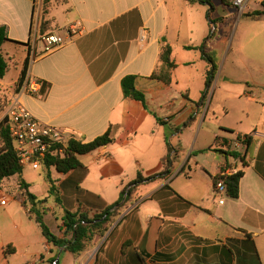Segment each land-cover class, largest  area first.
Wrapping results in <instances>:
<instances>
[{
	"label": "crops",
	"instance_id": "crops-1",
	"mask_svg": "<svg viewBox=\"0 0 264 264\" xmlns=\"http://www.w3.org/2000/svg\"><path fill=\"white\" fill-rule=\"evenodd\" d=\"M210 1V18L224 21L207 47L220 66L206 90L209 64L195 48L211 29L206 3L0 0V26L9 38L2 53L6 45L12 56L20 49L14 62L16 78L11 86L0 82V93L6 89L14 95L8 89L14 87L28 55L26 81L43 85L38 93L21 91L17 96L34 117L83 143L108 129L113 139L77 156L81 166L65 173L54 166L41 164L42 173L23 166L27 191L36 201L47 198L36 207L45 208L43 220L52 233L67 234L65 210L91 216L119 200L121 189L137 173L159 172L167 143L174 157L170 174L139 185L136 200L123 207L107 232L96 235L80 256L47 241L27 214L32 203L19 177L3 179L0 264H264V126L259 129L253 121L254 113H264V83H249L248 75L232 76L237 68L234 57L226 69L229 23L239 13L221 0ZM36 20L39 34L66 37L72 26L77 33L58 49L33 55L30 42ZM165 42L175 65L169 84L151 77L162 67L159 54ZM128 75L134 76L144 103L124 96L121 79ZM237 82L245 86L228 88ZM239 134L251 135L249 146L239 152L244 158L238 166L239 195L226 196L219 204L213 177L227 160L222 142ZM47 173L58 202L49 194Z\"/></svg>",
	"mask_w": 264,
	"mask_h": 264
},
{
	"label": "trees",
	"instance_id": "trees-1",
	"mask_svg": "<svg viewBox=\"0 0 264 264\" xmlns=\"http://www.w3.org/2000/svg\"><path fill=\"white\" fill-rule=\"evenodd\" d=\"M201 3H206L209 5L208 18L211 24V29L208 35L205 37L203 43L195 47L201 52L203 59H205L209 64V70L205 79V87L208 90L213 82V78L216 72L215 62L207 51L208 45L214 40L216 36L217 29L220 23H223L222 19H211L210 13L214 10L213 3L210 0H198ZM222 4H228L227 0H221ZM233 6L231 3H229ZM260 8L254 9L250 12H243L241 17L247 19H257L264 17V0L259 1ZM234 7V6H233ZM9 41L7 36V31L4 26H0V79L4 77L9 69L8 62L2 53V45ZM20 43V42H17ZM21 44V43H20ZM193 48V47H190ZM171 47L168 43H164L161 47L159 60L162 64L161 69L154 71L151 74L152 78L163 81L169 84L171 82V70L174 68V63L171 61ZM29 57L28 55L24 59L22 68L18 75V79L14 85V94L21 91L24 84L28 83L26 81V72L28 69ZM121 88L125 97H131L144 103L143 94L134 87V76L128 75L121 79ZM10 101V100H9ZM244 137L243 144L245 147L249 146L251 142V135H237V139ZM112 137L110 135V129H108L104 134L97 136L89 142H80L75 139H69L67 142V148L65 154L47 155V157L42 162V165L48 169L50 166H54L58 172H67L70 169L81 166L77 156L81 154H86L96 150L97 148L107 145L112 142ZM210 148H208L209 150ZM173 147L167 143V153L161 159L162 168L159 172L144 176L141 173H137L136 177L131 180L126 186L121 189L119 200L116 202L105 206L103 209L96 210L91 216L84 212L72 213L69 210L64 211L63 225L67 227L68 237H58L52 233L49 227L43 220V213L45 208L36 207L37 204H43L47 202V198L40 199L36 201V197L27 191L28 184L21 177L23 166L19 161V156L16 153L14 141L9 133V119L7 116L0 118V182L13 175L19 177V186L23 189L27 200L32 203V207L27 210V214L32 217L41 228L42 234L45 236L47 241L56 246L64 247L66 250L71 252L74 256H80L91 244L93 238L98 236H103L114 219L120 214L121 209L127 204H132L135 200V192L139 185L153 181L158 178H164L170 174V166L173 160ZM225 154L228 151L224 152ZM236 155V152H231ZM241 159L244 161L243 156ZM47 180L50 184L49 194L55 195V201L58 202V197L56 195V187L53 185V181L47 173ZM224 177V183L226 187V196L231 198H237L239 195V180L242 177V172H238L234 175L222 176L217 173L213 177V182L216 179ZM26 208V206H25Z\"/></svg>",
	"mask_w": 264,
	"mask_h": 264
},
{
	"label": "built area",
	"instance_id": "built-area-1",
	"mask_svg": "<svg viewBox=\"0 0 264 264\" xmlns=\"http://www.w3.org/2000/svg\"><path fill=\"white\" fill-rule=\"evenodd\" d=\"M250 0H231L232 5L239 14H242ZM33 37L30 42V48L33 55H43L50 53L69 42L74 34L77 33V27L72 26L67 30L66 37L57 33L39 34V22L33 29ZM41 48H37V44ZM28 81V80H27ZM43 83L38 80H31L24 84L21 91L34 94L38 93ZM20 91V92H21ZM3 116L9 119V133L14 141V146L19 161L22 166L30 165L33 169L41 166L47 155L65 154L67 142L71 137L62 132L58 127L44 123L34 117L19 101L17 94L11 96V100ZM244 137L239 139L223 140L222 146L227 153V160L219 169L222 176L234 175L240 172L239 164L241 162L240 148L244 146ZM231 152H236L233 155ZM213 195L218 198L219 204H223L226 197V187L224 177L218 178L213 182ZM5 197L0 199V205H5Z\"/></svg>",
	"mask_w": 264,
	"mask_h": 264
},
{
	"label": "rangeland",
	"instance_id": "rangeland-1",
	"mask_svg": "<svg viewBox=\"0 0 264 264\" xmlns=\"http://www.w3.org/2000/svg\"><path fill=\"white\" fill-rule=\"evenodd\" d=\"M227 1L228 4L231 2V0ZM258 3L259 0H250L244 11L250 12L254 9H257L259 5ZM232 10L233 8L229 6V13ZM241 16L242 14H239V17L233 19V21L229 23L232 24L231 30L229 32V43L231 46L228 47L226 69L230 60L234 57L237 68L232 70L230 73L232 76H235L236 78L248 75L251 77L249 83H252V80L259 83H264V17L252 20ZM230 19L232 18L230 17L229 20ZM39 22L41 23L40 19ZM7 46L8 45L4 46L5 48L3 49V53L5 54V58L9 63V69L4 77L0 79V82L5 86H11L16 78L17 65H15L14 62H18L20 49H14L15 51L13 52L12 56L10 54L11 47ZM6 53H9L10 56L7 57ZM215 63L216 68L218 69L220 64L217 58ZM243 86H245L244 82H237L234 83V86H228V88L239 89ZM1 89L2 88L0 87V91ZM8 90L14 91V87H10ZM9 100H11V94L5 89L4 92L0 93L1 118L4 115V110L7 108L10 102ZM231 110L234 111L232 108ZM260 115L264 116V113H260V111H258L257 113L253 114V121L259 129L263 128L264 126V119L261 118ZM24 167L27 169L26 165ZM38 172L42 173V168H39Z\"/></svg>",
	"mask_w": 264,
	"mask_h": 264
}]
</instances>
